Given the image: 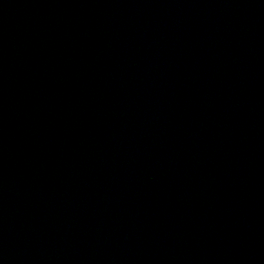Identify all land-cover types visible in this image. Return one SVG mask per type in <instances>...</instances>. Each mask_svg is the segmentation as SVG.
Wrapping results in <instances>:
<instances>
[{
	"label": "water",
	"instance_id": "obj_1",
	"mask_svg": "<svg viewBox=\"0 0 264 264\" xmlns=\"http://www.w3.org/2000/svg\"><path fill=\"white\" fill-rule=\"evenodd\" d=\"M0 264H264V0H0Z\"/></svg>",
	"mask_w": 264,
	"mask_h": 264
}]
</instances>
